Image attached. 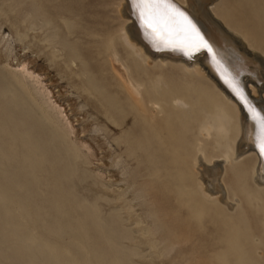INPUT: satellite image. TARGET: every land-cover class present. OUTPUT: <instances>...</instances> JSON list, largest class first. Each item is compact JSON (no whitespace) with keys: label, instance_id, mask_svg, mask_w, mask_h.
Listing matches in <instances>:
<instances>
[{"label":"rangeland","instance_id":"1","mask_svg":"<svg viewBox=\"0 0 264 264\" xmlns=\"http://www.w3.org/2000/svg\"><path fill=\"white\" fill-rule=\"evenodd\" d=\"M117 11L118 0H0V184L12 188L30 206L32 226L51 230L43 233L47 241L70 247L69 241L76 240L85 248L79 252L70 248L77 255H59L44 262L26 255H0V262L219 264L214 255L230 248L226 244L233 238L232 243L235 240L241 247L243 241V248L252 250L249 255L255 253L256 262L263 264L264 199L251 193L250 176L234 179L229 173L226 178L232 203L238 204L235 217L204 207L195 188L199 125L174 120V127H181L176 151L181 155L177 163L181 174L172 181L168 134L159 127L160 135L155 137V131L145 125L139 131L146 139L140 149L131 151L128 141L138 132L123 144L121 131L94 99L83 94L80 78L67 66L68 59L64 63L63 58L52 57L47 42L42 41L49 32L48 19L57 24L62 15L75 14L71 23L82 35L78 37L81 57L95 67L99 84L111 90L113 98L124 101L109 60L85 57L90 47L98 48L100 39L105 41L108 35L117 42L121 26ZM227 33L238 40L237 33ZM83 34H94L96 42L89 44ZM262 83L247 82L245 87L252 102L264 108V92L258 88ZM145 110L140 113L142 122L156 118L150 109ZM127 115L121 111L116 118ZM221 145L209 138L200 149L206 159L216 160L223 151ZM1 156H7L6 160ZM51 197L58 212L47 202ZM199 213L201 222L195 219ZM8 222L0 215V226ZM211 230L224 238L221 248L211 239ZM239 231L242 234L235 236ZM85 251L95 254L81 255Z\"/></svg>","mask_w":264,"mask_h":264},{"label":"bare ground","instance_id":"2","mask_svg":"<svg viewBox=\"0 0 264 264\" xmlns=\"http://www.w3.org/2000/svg\"><path fill=\"white\" fill-rule=\"evenodd\" d=\"M177 1L179 4L167 0L171 7L157 9L150 6V0H118L121 26L116 35L117 42L113 43L114 36L108 35L105 41L100 39L98 48L88 49L89 57L86 58L104 56L109 60L110 72L126 96L124 101L113 98V92L99 84L93 74L95 67L81 57L83 55L78 48L81 32H77L71 23L75 14L70 13L69 18L62 15L57 18V24L48 19L46 26L49 32L42 41L47 42L52 57L63 58L64 63L68 59L67 66L80 78L83 94L89 100L94 99L108 120L121 131L123 144L130 134L138 132L128 141L131 151L140 149L146 139L139 131L145 125L155 131V137L160 135L159 127L164 135L168 134L169 154L172 156L168 163L173 166L169 177L172 181L181 174L177 170L181 155L176 152L181 127H174V120L179 119V124H182L180 120H190L199 125L195 142L198 154L194 158L196 191L204 207L212 206L227 217H235L238 204L231 200L226 180L229 173L234 179L249 175L251 193L258 200L264 199V153L261 152L264 145V108L263 104L259 106L252 102L245 87L247 82L256 84L264 80L261 57L264 56V0ZM58 9L63 11L61 7ZM165 13L173 14L174 19L169 20ZM178 13L187 17L191 27ZM59 30L64 31L63 35ZM228 31L237 33L239 41ZM69 36H72L71 40ZM83 37L89 44L96 42L94 34H83ZM28 75L31 78V73ZM258 88L264 92L263 83ZM145 108L155 113L151 116L156 118L142 122L144 118L140 113L146 111ZM121 111L130 115L116 118ZM127 120H130L129 126ZM209 138L222 144L223 151L216 160L206 159L200 149ZM6 157L1 156L3 160ZM4 186L0 184V215L10 222L7 226H0V255L3 258L26 255L44 262L59 255H77L76 252L85 249L76 240L69 241L70 247H61L56 240L47 241L43 233L51 230L32 226L30 206L18 198L12 188ZM47 202L58 212L52 197ZM91 215H94L92 211ZM195 219L197 222L203 220L200 213ZM239 234L242 233L239 231L235 236ZM209 235L219 248L223 246L224 238L217 237L214 230ZM232 239L226 244L227 247L231 244L230 248L220 249L214 255L219 264H259L255 253L249 255L252 250L243 248V241L238 247L234 240L233 247ZM94 254L85 251L81 255Z\"/></svg>","mask_w":264,"mask_h":264},{"label":"snow or ice","instance_id":"3","mask_svg":"<svg viewBox=\"0 0 264 264\" xmlns=\"http://www.w3.org/2000/svg\"><path fill=\"white\" fill-rule=\"evenodd\" d=\"M150 6L155 7L157 9L159 8H169L171 5L167 3V0H150ZM165 15L168 17L169 20L174 19V15L171 13H165ZM181 17H183L182 13H178ZM184 21L188 24L189 27H191V24L189 21H187V17H183ZM194 31V29H193ZM198 35V34H197ZM261 152L264 153V145L261 146Z\"/></svg>","mask_w":264,"mask_h":264},{"label":"water","instance_id":"4","mask_svg":"<svg viewBox=\"0 0 264 264\" xmlns=\"http://www.w3.org/2000/svg\"><path fill=\"white\" fill-rule=\"evenodd\" d=\"M142 26H144V25H142ZM144 27H146V28H150L149 26L147 27V25H146V26H144ZM241 93L243 94V90H241Z\"/></svg>","mask_w":264,"mask_h":264}]
</instances>
